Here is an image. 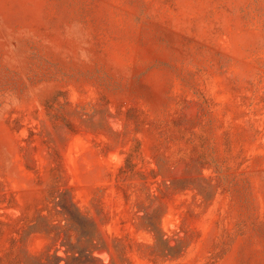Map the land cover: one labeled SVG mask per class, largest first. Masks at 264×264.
<instances>
[{"label": "rangeland", "instance_id": "rangeland-1", "mask_svg": "<svg viewBox=\"0 0 264 264\" xmlns=\"http://www.w3.org/2000/svg\"><path fill=\"white\" fill-rule=\"evenodd\" d=\"M0 264H264V0H0Z\"/></svg>", "mask_w": 264, "mask_h": 264}]
</instances>
